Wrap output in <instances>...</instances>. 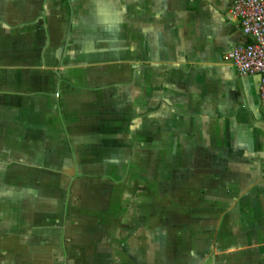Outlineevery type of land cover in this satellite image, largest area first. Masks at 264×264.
<instances>
[{
    "label": "crops",
    "instance_id": "1",
    "mask_svg": "<svg viewBox=\"0 0 264 264\" xmlns=\"http://www.w3.org/2000/svg\"><path fill=\"white\" fill-rule=\"evenodd\" d=\"M232 4L0 0V264H264V106L225 60ZM59 189L77 212L36 198Z\"/></svg>",
    "mask_w": 264,
    "mask_h": 264
},
{
    "label": "built area",
    "instance_id": "2",
    "mask_svg": "<svg viewBox=\"0 0 264 264\" xmlns=\"http://www.w3.org/2000/svg\"><path fill=\"white\" fill-rule=\"evenodd\" d=\"M244 41L232 44L225 60L232 63L239 76H260V97L264 106V0H233Z\"/></svg>",
    "mask_w": 264,
    "mask_h": 264
},
{
    "label": "rangeland",
    "instance_id": "3",
    "mask_svg": "<svg viewBox=\"0 0 264 264\" xmlns=\"http://www.w3.org/2000/svg\"><path fill=\"white\" fill-rule=\"evenodd\" d=\"M53 176L56 179H62V177H63L62 174H53ZM25 191H29V190L6 189V190L2 191L3 192L2 194L4 195V193H5V196H10L11 198H14V199L18 200L17 196H19V194L17 195V193L21 192L20 197L24 198L27 195V194H25ZM230 194H231V196L234 195V193H232V192ZM28 195H30V194H28ZM67 195H68L67 194V189H65V190L59 189L57 191L46 190L43 193L41 192L39 195L37 194L36 198H42L43 200H45V197H46V198H48L51 201H57V202L62 200V203L50 205L49 206V212L52 213L53 215H55L56 217L59 216V215H64V217H65V215H67V214H74L75 212H77V206L72 205V204H68V200L66 198ZM12 202H13L12 206H15L14 201H12ZM22 205H24V204H22ZM19 206L20 205H18V207ZM235 206H237V204L230 205V210H228V211H227V209H228L227 206H223L224 207L223 211L232 212L233 211V207H235ZM25 207H28V205L25 206ZM44 208H45L44 206H38V209H39L38 212H39L40 215L46 213ZM249 218H252V217H249ZM41 222L45 223V221H41ZM183 222H186L189 225V221L185 220ZM212 222L213 221H194L193 224L196 225L195 228H197L198 230H202V229L206 230L207 228H209L208 226H216V223L213 224ZM61 223L62 222H58V223H55V224H58V226L60 228L61 227V225H60ZM70 223L74 224V226L71 225V231H72L73 228L75 230L78 229V226H77L78 221L77 220H73ZM216 227H218V226H216ZM87 228L90 229L89 227H87ZM70 239H71V242L74 239L77 240V236L74 235ZM74 247L77 248L76 245H74Z\"/></svg>",
    "mask_w": 264,
    "mask_h": 264
}]
</instances>
